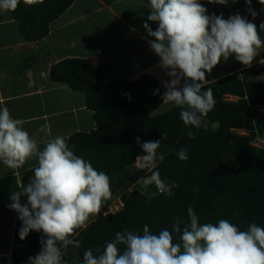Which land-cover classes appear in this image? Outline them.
<instances>
[{
  "label": "clouds",
  "instance_id": "obj_1",
  "mask_svg": "<svg viewBox=\"0 0 264 264\" xmlns=\"http://www.w3.org/2000/svg\"><path fill=\"white\" fill-rule=\"evenodd\" d=\"M42 2L23 0L29 6ZM258 2L264 5V0ZM20 3L21 0H0V13L15 11ZM208 3L227 5L229 0ZM245 3L255 19L258 13L251 8L252 0ZM148 8L147 21L158 26L153 30L144 22L147 42L169 78L163 82L161 98L180 109L185 126L198 129L216 103L213 89L206 87L207 76L230 57L251 67L264 51L260 35L264 22L258 29L239 13L227 19L223 14L209 15L201 0H149ZM259 62L264 64V58ZM153 94H159V89ZM126 95L131 99L130 94ZM23 124V120L11 116L7 107L0 108V162L17 170L30 160L36 161L27 184L17 183L20 190L10 194L8 207L22 222L20 240L32 231L43 234L41 249L29 257L28 264H68L62 249L81 246V241L74 238L78 230L99 215L112 198L110 177L76 155L63 135L49 140L41 150ZM187 136L193 139L194 133L188 131ZM136 140L145 153L136 158L139 167L151 173L142 180L145 188L154 185L159 193L174 195L172 189L177 185L166 183L157 169V160L165 159L164 154L157 153L161 141ZM176 155L187 161L188 149L182 147ZM21 197L27 198L26 203L21 202ZM186 211L188 222L182 227L177 217L171 231L165 228L154 233L148 224L143 225L142 232L127 228L116 231L102 250L97 249L99 254L91 248L85 250L83 264H264V227L253 222L241 230L228 219L201 223L191 206Z\"/></svg>",
  "mask_w": 264,
  "mask_h": 264
},
{
  "label": "trees",
  "instance_id": "obj_2",
  "mask_svg": "<svg viewBox=\"0 0 264 264\" xmlns=\"http://www.w3.org/2000/svg\"><path fill=\"white\" fill-rule=\"evenodd\" d=\"M74 2L43 0L29 6L21 0L11 12L23 37L35 42L48 36L50 24ZM201 3L205 5L208 0ZM51 78L87 94V106L95 112L97 129L72 135L68 144L76 155L110 177L111 200L120 190L129 189L123 180L128 178L134 184L141 178L133 168L136 158L145 154L137 137L141 143L161 141L157 153L164 154L165 159L157 160V169L166 183L177 185L172 196L156 193L154 185L147 187L149 195L138 189L126 194L123 210L101 216L78 230L74 238L81 241L79 248L70 245L62 249L69 251L63 256L68 264H83V253L89 248L99 254L97 249L102 250L116 231L125 228L142 232L143 225L148 224L154 233L165 228L171 231L177 217L183 227L188 222L189 206L201 223L228 219L241 230L253 222L264 227V146L254 143L258 138L264 141V112L257 108L264 106V64H255L240 76L228 75L207 84L216 103L198 129L184 125L177 107L152 115L164 102L161 86L151 74L136 81L117 80L87 60L67 59L52 67ZM156 89L159 94L154 95ZM230 96L238 99L230 100ZM238 129L249 133L239 134ZM188 131L194 133L193 139L187 136ZM182 147L188 149L187 161L176 155ZM32 175V169L25 171L22 184H27ZM26 200L21 197L22 203ZM21 226L17 218L11 264H28L29 257L41 249L42 234L32 231L22 241Z\"/></svg>",
  "mask_w": 264,
  "mask_h": 264
},
{
  "label": "crops",
  "instance_id": "obj_3",
  "mask_svg": "<svg viewBox=\"0 0 264 264\" xmlns=\"http://www.w3.org/2000/svg\"><path fill=\"white\" fill-rule=\"evenodd\" d=\"M148 4L146 0H75L50 24L48 36L35 42L23 37L12 12L0 13V108L7 107L13 118L24 121V129L36 139L41 150L58 135L68 142L76 133L97 129L95 112L87 106V94L51 78L52 67L64 60H87L117 80L136 81L151 74L164 93L163 82L169 78L159 67V57L151 51L143 28L144 22L153 30L158 26L147 21ZM204 6L209 15L223 14L225 19L239 13L258 29L264 22V5L258 0H252L251 4L258 13L255 19L249 14L245 0ZM260 35L264 39V32ZM262 58L264 51L252 66ZM247 68L230 57L207 76V84L228 75L240 76ZM174 107L163 103L152 115ZM35 164V160H30L22 168L12 170L0 162V264H11L18 218L8 207L10 194L20 190L17 183H23L24 172Z\"/></svg>",
  "mask_w": 264,
  "mask_h": 264
},
{
  "label": "built area",
  "instance_id": "obj_4",
  "mask_svg": "<svg viewBox=\"0 0 264 264\" xmlns=\"http://www.w3.org/2000/svg\"><path fill=\"white\" fill-rule=\"evenodd\" d=\"M157 165H158V163H157ZM133 168H134V170H135L136 172H140V173H141V178H140V180H143L144 177H146V176H148V175L151 174L147 169H141V168L139 167V162H138L137 160H136V162L133 164ZM148 187H149V186H148ZM125 190H127V191H129V193H131L133 189L129 188V189H125ZM125 190H120L118 193L114 194L112 201H111L107 206L102 207V208H101V213H100L99 215H97V216H94V217L92 218V219H93L92 221H95L96 219H98V218L101 217V216H107L108 214H113V213H116V212H119V211L123 210V209L125 208V200H124V196H125L126 194H129V193H127V191L124 192V193H121L122 191H125ZM155 192H156V193H159L158 190L156 189V187H155ZM92 221H91V222H92ZM91 222H90V223H91ZM90 223H89V224H90ZM89 224H88V225H89ZM88 225H87V226H88ZM87 226L82 227V229H83V228H86ZM62 256H63V255H62Z\"/></svg>",
  "mask_w": 264,
  "mask_h": 264
},
{
  "label": "rangeland",
  "instance_id": "obj_5",
  "mask_svg": "<svg viewBox=\"0 0 264 264\" xmlns=\"http://www.w3.org/2000/svg\"><path fill=\"white\" fill-rule=\"evenodd\" d=\"M257 108H258L259 111L264 112V106H258ZM236 132L239 133V134H243V135H247V134L249 133L248 131H246V130H241V129L236 130ZM254 143H255L256 146H260V147H263V146H264V141H263L262 139H260V138H258ZM123 177H125V175L120 176V178H122V179H123ZM126 178H127V177H126ZM126 178H124V179H126ZM131 182H132V181H131L130 179H128V178H127L126 180H123V185H124V187H126V188H131V189H133V190L138 189V190H141L144 194H148V195H149V191H148V189L145 188V186L143 185L142 180H139L137 183H134V184H132ZM126 191H127V190L122 191L121 193H124V192H126ZM127 193H129V191H127ZM110 200H111V199H110ZM110 200L107 201V202L103 205V207L107 206V205L110 203ZM111 201H112V200H111ZM92 218H93V217H92ZM92 218L88 221L87 225L93 220ZM87 225H86V226H87ZM41 234H42V233H41ZM42 235H43V234H42ZM73 254L75 255V253H73ZM62 255H63V256H67V255H69V251H68V250H62Z\"/></svg>",
  "mask_w": 264,
  "mask_h": 264
}]
</instances>
